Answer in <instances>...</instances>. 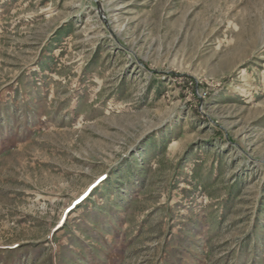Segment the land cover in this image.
I'll list each match as a JSON object with an SVG mask.
<instances>
[{
  "label": "rangeland",
  "instance_id": "1",
  "mask_svg": "<svg viewBox=\"0 0 264 264\" xmlns=\"http://www.w3.org/2000/svg\"><path fill=\"white\" fill-rule=\"evenodd\" d=\"M0 264H264V0H0Z\"/></svg>",
  "mask_w": 264,
  "mask_h": 264
},
{
  "label": "bare ground",
  "instance_id": "2",
  "mask_svg": "<svg viewBox=\"0 0 264 264\" xmlns=\"http://www.w3.org/2000/svg\"><path fill=\"white\" fill-rule=\"evenodd\" d=\"M101 11H104V9L102 8V6H101Z\"/></svg>",
  "mask_w": 264,
  "mask_h": 264
}]
</instances>
